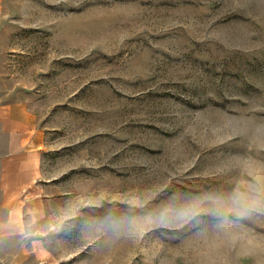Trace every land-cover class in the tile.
<instances>
[{"label":"rangeland","instance_id":"1","mask_svg":"<svg viewBox=\"0 0 264 264\" xmlns=\"http://www.w3.org/2000/svg\"><path fill=\"white\" fill-rule=\"evenodd\" d=\"M9 104L25 264H264V0H0Z\"/></svg>","mask_w":264,"mask_h":264},{"label":"crops","instance_id":"2","mask_svg":"<svg viewBox=\"0 0 264 264\" xmlns=\"http://www.w3.org/2000/svg\"><path fill=\"white\" fill-rule=\"evenodd\" d=\"M18 105L0 106V264H25L18 205L29 190L36 165L31 141L36 129ZM7 209V213L4 212Z\"/></svg>","mask_w":264,"mask_h":264}]
</instances>
